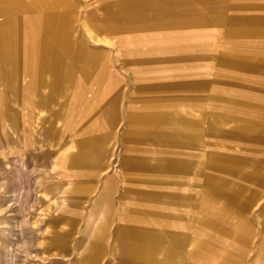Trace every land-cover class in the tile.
Masks as SVG:
<instances>
[{
    "label": "rangeland",
    "instance_id": "rangeland-1",
    "mask_svg": "<svg viewBox=\"0 0 264 264\" xmlns=\"http://www.w3.org/2000/svg\"><path fill=\"white\" fill-rule=\"evenodd\" d=\"M0 264H264V0H0Z\"/></svg>",
    "mask_w": 264,
    "mask_h": 264
},
{
    "label": "crops",
    "instance_id": "crops-1",
    "mask_svg": "<svg viewBox=\"0 0 264 264\" xmlns=\"http://www.w3.org/2000/svg\"><path fill=\"white\" fill-rule=\"evenodd\" d=\"M31 23V25H36V22L35 21H32V22H30ZM35 33H36V31H35V28H33V32H32V35H35ZM36 36V35H35ZM36 43H34V45H35Z\"/></svg>",
    "mask_w": 264,
    "mask_h": 264
}]
</instances>
